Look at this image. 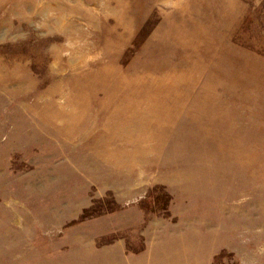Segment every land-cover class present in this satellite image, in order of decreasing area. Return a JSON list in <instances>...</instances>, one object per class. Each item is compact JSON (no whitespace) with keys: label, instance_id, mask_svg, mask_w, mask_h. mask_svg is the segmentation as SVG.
I'll return each mask as SVG.
<instances>
[{"label":"rangeland","instance_id":"374dc122","mask_svg":"<svg viewBox=\"0 0 264 264\" xmlns=\"http://www.w3.org/2000/svg\"><path fill=\"white\" fill-rule=\"evenodd\" d=\"M157 219L264 264V0H0V264H138Z\"/></svg>","mask_w":264,"mask_h":264},{"label":"crops","instance_id":"0c3cea01","mask_svg":"<svg viewBox=\"0 0 264 264\" xmlns=\"http://www.w3.org/2000/svg\"><path fill=\"white\" fill-rule=\"evenodd\" d=\"M178 222L151 220L143 229L147 249L138 258V264H215L218 253L212 247L203 251L197 229L171 230ZM148 235L151 236L150 241ZM216 238V237H215Z\"/></svg>","mask_w":264,"mask_h":264}]
</instances>
